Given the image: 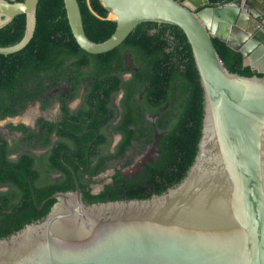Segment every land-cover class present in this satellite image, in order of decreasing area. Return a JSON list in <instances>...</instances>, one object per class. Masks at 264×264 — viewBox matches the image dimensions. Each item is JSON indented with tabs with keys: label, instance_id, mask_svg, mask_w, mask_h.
Masks as SVG:
<instances>
[{
	"label": "water",
	"instance_id": "95a60500",
	"mask_svg": "<svg viewBox=\"0 0 264 264\" xmlns=\"http://www.w3.org/2000/svg\"><path fill=\"white\" fill-rule=\"evenodd\" d=\"M100 2L116 28L97 42L79 1L64 0L72 34L88 53L114 49L143 22L185 32L204 92L198 153L179 183L149 198L86 203L76 181V190L50 197L44 218L0 238V264H264V76L230 72L213 42L218 36L264 73V56H252L264 52V21L240 22L264 0ZM38 3L0 0V29L26 16L22 39L0 54L29 44Z\"/></svg>",
	"mask_w": 264,
	"mask_h": 264
},
{
	"label": "trees",
	"instance_id": "16d2710c",
	"mask_svg": "<svg viewBox=\"0 0 264 264\" xmlns=\"http://www.w3.org/2000/svg\"><path fill=\"white\" fill-rule=\"evenodd\" d=\"M78 1L88 37L97 42L109 38L115 31L116 21L109 18V12L100 0ZM25 27V14L15 16L8 25L0 29V46L19 42ZM153 28L156 30L153 31ZM213 42L223 64L230 72L245 76H264V73L245 65L241 51L235 50L218 36L213 37ZM126 51L131 55L132 65L138 68V71H134L135 78L127 82L129 92L140 91L148 97L156 90L159 98L156 112L170 99L171 145L168 146L167 131L160 141L161 153L154 162L144 167L137 177H124V185L119 191L102 192L94 196L85 194L86 203L144 199L161 194L179 183L193 164L202 131L204 92L185 32L173 24L143 22L119 46L105 53L92 54L83 50L73 36L64 0H39L37 25L29 44L16 53L0 54V105L7 106L6 103L10 102L8 99L16 98V89L20 88L21 83L27 82L30 87L31 82L37 81L43 73L51 75L55 69L63 67L66 59H74V67L88 65L103 75L108 74L114 67H126ZM80 53L88 59L82 62ZM90 58L96 60L90 61ZM165 120L167 124L164 123L163 127L168 128V111ZM16 163L20 162L3 160L5 166ZM1 166L0 164V169ZM168 166L169 175L171 174L169 185ZM25 169L34 180L36 170L30 156ZM17 184L20 188L17 195L22 196L19 199H10L9 196L14 195L11 193L13 189L11 192H0V238L44 218L55 201L50 199L39 209L32 201L30 186L21 180ZM58 189L64 188L59 186ZM48 196L49 193H38L39 205ZM22 198L25 199L24 203ZM11 208L13 212L5 210ZM24 208L26 214L21 211Z\"/></svg>",
	"mask_w": 264,
	"mask_h": 264
},
{
	"label": "flooded vegetation",
	"instance_id": "af4514ba",
	"mask_svg": "<svg viewBox=\"0 0 264 264\" xmlns=\"http://www.w3.org/2000/svg\"><path fill=\"white\" fill-rule=\"evenodd\" d=\"M80 55L82 62L88 59ZM126 62V67L102 75L88 65L74 67L75 60L69 58L30 87L27 82L20 84L16 98L0 105V192L13 189L10 199H19L17 182L25 181L38 208V193H49L46 199L50 200L55 193L76 190V181L83 200L85 194L114 193L123 187L124 177H137L157 159L167 131L171 145L170 99L156 112V90L148 97L129 92L127 82L135 78L138 68L132 65L131 55ZM169 87L168 83V97ZM31 106H37L38 114L29 122L24 114ZM167 111L168 128H164ZM28 156L36 170L34 180L25 169ZM4 159L20 163L5 166ZM126 166L132 167L125 171ZM169 170L168 166V185ZM21 211L26 214L25 208Z\"/></svg>",
	"mask_w": 264,
	"mask_h": 264
},
{
	"label": "crops",
	"instance_id": "0c3cea01",
	"mask_svg": "<svg viewBox=\"0 0 264 264\" xmlns=\"http://www.w3.org/2000/svg\"><path fill=\"white\" fill-rule=\"evenodd\" d=\"M189 4H191V2L190 1H187ZM253 13V14H252ZM250 14V13H249ZM251 14H252V16L251 15H248V13H246V15H247V21L244 19L243 21H242V19H241V21L240 22H250V23H252V22H258L257 21V18H254V16H258L260 19H262L263 21H264V5L263 6H257V7H255L253 10H252V12H251ZM254 15V16H253ZM248 26H250L249 25V23H248ZM224 31H226V32H228V29H224ZM223 32V31H222ZM231 31H229L228 33H230ZM224 33V32H223ZM232 35H233V37H234V39H236V40H234L235 41V43L236 42H238L237 41V38H236V36L234 35V34H236L237 35V33H231ZM231 35V36H232ZM238 36V35H237ZM262 55V56H264V52H263V50H261V49H257L255 52H253L252 53V56H253V58L254 59H256L257 57H258V55ZM262 61H264V59H262ZM247 65H251V60L250 59H248V61H247Z\"/></svg>",
	"mask_w": 264,
	"mask_h": 264
},
{
	"label": "rangeland",
	"instance_id": "374dc122",
	"mask_svg": "<svg viewBox=\"0 0 264 264\" xmlns=\"http://www.w3.org/2000/svg\"><path fill=\"white\" fill-rule=\"evenodd\" d=\"M112 17V14L110 15ZM38 114V108L37 106H31L24 114V116L26 117V120L31 122V120L33 119L34 116H36ZM132 166H126L125 167V171H128L131 169Z\"/></svg>",
	"mask_w": 264,
	"mask_h": 264
}]
</instances>
